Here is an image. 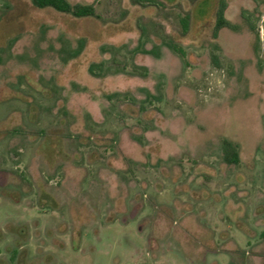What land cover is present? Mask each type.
I'll list each match as a JSON object with an SVG mask.
<instances>
[{"label":"rangeland","instance_id":"1","mask_svg":"<svg viewBox=\"0 0 264 264\" xmlns=\"http://www.w3.org/2000/svg\"><path fill=\"white\" fill-rule=\"evenodd\" d=\"M69 1L0 0V264H264V0Z\"/></svg>","mask_w":264,"mask_h":264},{"label":"trees","instance_id":"2","mask_svg":"<svg viewBox=\"0 0 264 264\" xmlns=\"http://www.w3.org/2000/svg\"><path fill=\"white\" fill-rule=\"evenodd\" d=\"M34 4L39 7H53L59 11L70 12L75 16H91L95 14V8L91 4H72L69 0H34ZM229 25L226 19L220 18L217 29ZM224 155L229 163L239 161V154L228 140L224 141Z\"/></svg>","mask_w":264,"mask_h":264}]
</instances>
